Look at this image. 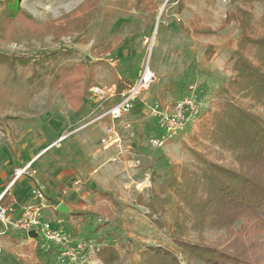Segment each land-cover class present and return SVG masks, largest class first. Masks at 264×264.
Returning a JSON list of instances; mask_svg holds the SVG:
<instances>
[{"label": "rangeland", "instance_id": "1", "mask_svg": "<svg viewBox=\"0 0 264 264\" xmlns=\"http://www.w3.org/2000/svg\"><path fill=\"white\" fill-rule=\"evenodd\" d=\"M6 1L0 2V14ZM18 1L27 16L22 13L9 23L7 30L0 28V52L33 57L43 51L54 52L60 46L75 52H56V57L41 64L33 63L32 59L26 65L16 64L13 68L0 63V194L5 190H21L22 196L29 193L27 179L16 174L26 164L34 165V169L48 178L45 195L48 208L43 210V220L50 228L68 233L72 257L61 244L51 243L40 234L30 238L15 231L0 235V264H104L97 257L100 243L113 245L119 251V259L112 264H138L141 252L149 246H161L174 252L184 264L185 257L171 234L175 221L184 219L179 206L187 209L179 200L180 191L185 182L193 178H189L191 175L200 172L203 160L237 167L232 152L212 142V118L225 99L222 89L233 76L228 59L239 33L234 23L211 36L189 35L181 26L190 29L198 24L216 29L226 13L234 10V2L151 0L144 3V8H137L138 0ZM181 1L183 10L179 13L177 8ZM246 6L257 21L262 5L255 1ZM74 10L81 23L70 34L59 40L51 33L33 35L38 29L42 30L43 24L57 25L69 20ZM12 24L15 26L11 27ZM98 44L110 46L111 50L92 51ZM208 44L214 46L210 59L204 56ZM83 57L89 59V68L94 73L93 85L100 87H116L118 78L130 83L135 81L146 63L154 74L149 89L135 99L133 110L115 122L123 138L121 148L103 149L96 143L98 130L90 129L84 142L74 138L88 129L62 136L88 125L94 115L114 100L93 101L88 93L85 98L88 108L73 116L64 96L50 87L54 68L69 66ZM234 97L242 105L249 102L247 97L240 98L238 94ZM184 98L194 102L197 113H188L182 130L161 147L152 148L149 139L158 131L156 120L147 116L148 108L158 102L163 110L167 105L170 109ZM254 108L250 109L256 111ZM257 110L262 113L261 108ZM5 116L9 118L2 123ZM89 124L103 126L102 122ZM7 131L15 135L17 155L10 153L7 145L10 136L7 139L4 134ZM74 144H80L77 150L71 148ZM99 151L102 161L124 160L123 203L92 202L90 196L79 194L87 193L89 187V175H82L87 168L79 167L82 156L100 154ZM67 172H75L77 176L63 184L55 180L54 176L63 177ZM14 179L16 183L8 188ZM91 194L94 193L91 191ZM58 201H64L72 209L58 211ZM77 212L83 213L85 221L75 216ZM106 212H111V217L106 216ZM74 223L78 225L75 238L70 233ZM227 227L205 229L201 234L187 229L182 239L196 242L201 238L220 248L229 244L247 257L264 260V233L250 229L237 234L235 225ZM76 246L81 247L77 252L73 249Z\"/></svg>", "mask_w": 264, "mask_h": 264}, {"label": "trees", "instance_id": "2", "mask_svg": "<svg viewBox=\"0 0 264 264\" xmlns=\"http://www.w3.org/2000/svg\"><path fill=\"white\" fill-rule=\"evenodd\" d=\"M151 0H138L137 8H144V3ZM235 7L233 11L226 13L222 23L212 29L209 26L194 24L191 28L182 27L184 33L194 36H211L224 31L230 24L238 26V37L235 48L228 59L231 62L232 79L222 91L225 99L221 108L213 115V143H219L221 147L232 152V159L237 167L224 163L203 160L198 174H193L185 180V187L180 191L179 200L191 209L179 206L183 220L175 221L176 227L171 230L173 242L179 246L185 257L184 264H264V260L253 256L247 257L238 249H232L228 244L225 248L205 243L201 238L193 242L183 240L184 230L200 231L227 225L230 228L236 226L235 232H248L256 230L264 233V0H231ZM258 2L262 5V13L255 21L254 13L247 4ZM183 1L178 5L177 12L183 10ZM81 6V5H80ZM79 8L76 7V10ZM69 14V20L57 25H42V30L34 32V36L51 33L56 40L70 34L74 28H79V17ZM27 16L19 5L18 0H7L0 14V28L7 30L9 23L19 17ZM12 24L11 27H14ZM28 28V27H27ZM25 31V30H24ZM61 49V50H60ZM111 50L110 46L103 47L98 44L91 50ZM75 52L72 48L65 49L60 46L54 52H41L37 56L25 54L8 55L0 52V63H5L13 68L16 64L26 65L32 62L41 64L50 57H56V52ZM214 54V46L206 45L204 56L210 59ZM38 58V60L36 58ZM89 59L81 58L80 61L69 66L54 68L51 74L50 87L62 93L71 110L77 111L84 99L88 96L89 88L94 83V73L89 68ZM130 85L124 78L116 80V91L121 93ZM234 94L240 98L247 97L246 105L239 103ZM256 111L251 110L253 108ZM258 108L262 113L257 112ZM8 116L1 119L6 123ZM11 118V117H10ZM6 121V122H5ZM13 135V133H10ZM7 145L10 153L13 149L10 141ZM192 174V173H191ZM94 193L93 202L106 200L116 205L115 200L107 192L91 190ZM10 193H5L0 203L8 205L12 202ZM105 210V208L103 209ZM157 211L156 209H154ZM180 213V214H181ZM192 215V217H191ZM80 221H85L82 212L75 213ZM111 217V212H106ZM192 218L190 221L189 219ZM189 224V225H188ZM162 224H160L161 226ZM78 225L72 224L70 233L73 238L77 236ZM253 232V231H252ZM236 241L238 239H235ZM97 257L104 264H112L120 257L119 251L113 245L100 243ZM138 264H183L177 255L161 246H149L141 252Z\"/></svg>", "mask_w": 264, "mask_h": 264}, {"label": "built area", "instance_id": "3", "mask_svg": "<svg viewBox=\"0 0 264 264\" xmlns=\"http://www.w3.org/2000/svg\"><path fill=\"white\" fill-rule=\"evenodd\" d=\"M153 80L154 74L146 63L136 80L131 82L121 93H117L115 86L100 87L92 85L89 88V96L93 101L114 99L87 123H103L102 135L99 137V144L103 149L112 146L122 147L123 138L115 122L133 110L135 99L149 89ZM190 100L184 98L181 101H176L170 109L167 105L169 110L167 108L163 110L158 102H153L152 106L148 108L147 116L156 120V130L158 131L156 135L149 139V144L152 148L161 147L168 139L182 130L188 113H197L194 102ZM128 146L130 148V145ZM19 176H26L32 179L30 197L22 206L19 215H15L12 205H2L0 203V234L18 231L28 236V232L33 231L35 237L40 234L51 243L61 244L71 258L72 253L69 251L72 246L70 245L68 233L59 228H50L48 223L43 220V210L48 208L45 196L46 186L39 178L37 170L29 163L18 170L16 177ZM75 183L77 184L78 182L76 181ZM1 198L2 195L0 200ZM80 248V246H76L73 249L77 252Z\"/></svg>", "mask_w": 264, "mask_h": 264}, {"label": "crops", "instance_id": "4", "mask_svg": "<svg viewBox=\"0 0 264 264\" xmlns=\"http://www.w3.org/2000/svg\"><path fill=\"white\" fill-rule=\"evenodd\" d=\"M63 99L67 103L65 96ZM83 103L80 105V107L77 111H73V116H77L78 114H80L84 111V108H86V107L88 108V106L85 105V99H84ZM69 108H70V106H69ZM126 125H128V124L126 123ZM116 127H117V125H116ZM86 129H88V130L83 132L80 136H76L74 139H76V140L81 139V141L84 142L85 140H87L88 132L90 129H92L95 132H96V130H98L97 131L98 136H97V140H96V143L98 144L99 143V137L102 135V128L100 127L99 124L84 125L83 127L76 130L74 133H73V130H71L68 133H64L62 136H67V137L72 136V135H74L80 131L86 130ZM10 133H13V132L7 131L4 134H5V136H7V139L10 136V141L12 142L11 146L13 149V153H14V155H17V152L15 150L16 143L14 142L15 141V138H14L15 135H14V133H13V135ZM67 137H65V138H67ZM79 146H80V144H79ZM79 146H75V144H74V146H71V148L73 150H77ZM68 147L70 148V144H68ZM68 147H67V149H68ZM67 149H66V151H67ZM66 151H64L63 154ZM101 157L103 158V155L101 152H100V154L89 153V155H87V156L83 154L81 165L79 167H81V170L85 167L87 168L86 172L84 170V173H82V175H85V173H86V175H89V177H87L89 187H88V192H87L88 194L85 191L83 193H79V194H82V196L83 195L90 196V198L92 200L94 197V194L90 195V193H91V190L94 189V190H98V191H102V192H107L108 194H110L111 197L113 198V200H115L116 205L123 203L124 202V160H119L118 162H110L108 159H106V160L102 161ZM31 166L34 167V165H32V164H31ZM126 168H127V166H126ZM37 173H38L39 178L43 181V183H45V186H46L45 195H46V191H47V187H48V184H46V180H48V178H46L38 170H37ZM60 175L54 176V178L58 183L63 184V183L70 181L69 179L73 178L74 176H77V173H75V172L74 173H71V172L68 173L67 172L66 174H64L63 177H60ZM24 177L29 182V193L27 191L26 194L22 196L21 190H12L11 192L5 190L0 194V196L1 195L3 196L6 192L11 194L13 201L9 205L13 206V208L15 210V215H19L22 206L28 201V199L30 197V190L32 188V179L30 177H26V176H24ZM15 180L16 179L11 181V183L8 185V188L14 182L16 183ZM63 202L64 201H58L57 204L58 205L64 204ZM106 202L109 203L108 201H106ZM64 205L66 208H69L70 210L72 209L67 204H64ZM0 231H1V229H0ZM9 233H13V232H9ZM6 234H0V235H6Z\"/></svg>", "mask_w": 264, "mask_h": 264}, {"label": "water", "instance_id": "5", "mask_svg": "<svg viewBox=\"0 0 264 264\" xmlns=\"http://www.w3.org/2000/svg\"><path fill=\"white\" fill-rule=\"evenodd\" d=\"M1 1H3V0H0V2H1ZM57 210H58V211H62V212H64V211L66 210V207H65L64 204H59L58 207H57ZM28 235L31 236V237H32V236H35L33 231H29V232H28Z\"/></svg>", "mask_w": 264, "mask_h": 264}]
</instances>
